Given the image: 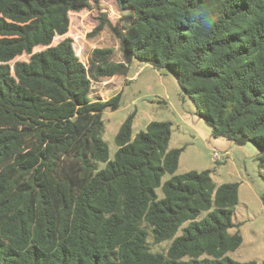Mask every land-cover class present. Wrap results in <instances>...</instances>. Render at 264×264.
Returning a JSON list of instances; mask_svg holds the SVG:
<instances>
[{"label":"trees","instance_id":"obj_1","mask_svg":"<svg viewBox=\"0 0 264 264\" xmlns=\"http://www.w3.org/2000/svg\"><path fill=\"white\" fill-rule=\"evenodd\" d=\"M86 9L121 61L55 43ZM135 62L170 70L214 136L258 149L264 181V0H0V264H258L229 256L238 184L175 175L170 122L133 137L132 114L110 159L103 113L123 93L94 98L93 82Z\"/></svg>","mask_w":264,"mask_h":264},{"label":"rangeland","instance_id":"obj_2","mask_svg":"<svg viewBox=\"0 0 264 264\" xmlns=\"http://www.w3.org/2000/svg\"><path fill=\"white\" fill-rule=\"evenodd\" d=\"M97 10L70 13L69 31L64 37H56L59 43L66 37L74 41V49L80 60L88 66V60L96 49H113V61H121L120 42L105 28L93 37L89 35L99 24ZM116 16H112L115 21ZM92 96L108 101L123 93L120 108L105 110L104 140L109 146L110 159L114 160L118 146L116 136L128 118L135 113L132 124L133 137L147 130L152 122H170L172 137L169 150L184 148L175 175L191 171H210L217 186L238 184L239 204L233 216L237 225L230 234L240 233L243 243L229 256L239 262L264 261V181L258 161V149L240 145L224 136H214L212 129L198 114L193 98L183 91L170 70H157L148 64L133 63L128 77L116 76L93 82ZM217 157V158H216ZM104 166V164H101ZM172 179L165 175L163 180ZM161 195V190H158ZM178 232L177 236L180 235ZM166 249L168 244H163Z\"/></svg>","mask_w":264,"mask_h":264},{"label":"built area","instance_id":"obj_3","mask_svg":"<svg viewBox=\"0 0 264 264\" xmlns=\"http://www.w3.org/2000/svg\"><path fill=\"white\" fill-rule=\"evenodd\" d=\"M217 158V157H216Z\"/></svg>","mask_w":264,"mask_h":264}]
</instances>
